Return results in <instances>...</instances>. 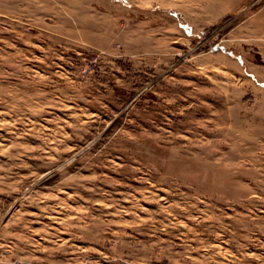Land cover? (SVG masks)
<instances>
[{"label":"rangeland","instance_id":"obj_1","mask_svg":"<svg viewBox=\"0 0 264 264\" xmlns=\"http://www.w3.org/2000/svg\"><path fill=\"white\" fill-rule=\"evenodd\" d=\"M0 264H264V0H0Z\"/></svg>","mask_w":264,"mask_h":264}]
</instances>
